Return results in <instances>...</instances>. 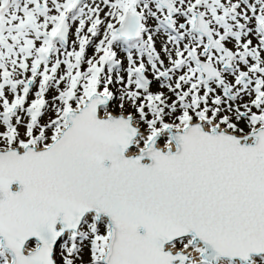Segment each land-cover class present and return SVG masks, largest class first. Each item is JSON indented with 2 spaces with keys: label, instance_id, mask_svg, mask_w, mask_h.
<instances>
[{
  "label": "snow or ice",
  "instance_id": "obj_1",
  "mask_svg": "<svg viewBox=\"0 0 264 264\" xmlns=\"http://www.w3.org/2000/svg\"><path fill=\"white\" fill-rule=\"evenodd\" d=\"M0 264H264V0H0Z\"/></svg>",
  "mask_w": 264,
  "mask_h": 264
}]
</instances>
